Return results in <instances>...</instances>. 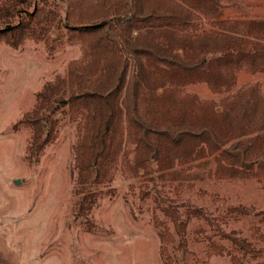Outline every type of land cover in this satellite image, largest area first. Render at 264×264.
Instances as JSON below:
<instances>
[{"label":"trees","instance_id":"obj_1","mask_svg":"<svg viewBox=\"0 0 264 264\" xmlns=\"http://www.w3.org/2000/svg\"><path fill=\"white\" fill-rule=\"evenodd\" d=\"M57 5V21L80 45L82 56L66 77L48 82L24 122L31 131L30 161L52 141L43 119L69 108L78 134L74 148L78 216L88 218L102 184L114 181L123 152L132 149L135 172L159 178L164 170L217 160V172L233 178L264 175V92L260 83L235 91L242 70L264 73V19H229L219 0H17L0 10V33L16 48L37 33L41 5ZM196 19L208 24L197 33ZM205 83L223 95L222 106L185 88ZM129 162V161H128ZM242 210V209H240ZM179 250L186 224L174 212ZM223 234L247 253V239ZM172 237L160 233L161 257ZM232 264H246L232 257ZM261 264V263H260Z\"/></svg>","mask_w":264,"mask_h":264},{"label":"rangeland","instance_id":"obj_2","mask_svg":"<svg viewBox=\"0 0 264 264\" xmlns=\"http://www.w3.org/2000/svg\"><path fill=\"white\" fill-rule=\"evenodd\" d=\"M16 1L0 0V10ZM219 1L225 18L264 19V0ZM40 7L37 33L20 46L13 48L0 33V264H165L160 233L166 227L172 264H232V257L264 264V175L221 176L213 156L206 166L195 161L164 170L162 178L143 175L130 165L134 146L126 138L129 153L123 152L114 181L99 187L89 217H80L73 148L78 134L62 104L49 117L44 113L52 141L30 161L33 133L24 120L46 84L66 77L70 63L82 56L57 21L62 10L52 1ZM195 25L197 33L208 29L201 19ZM238 80L234 92L256 83L264 92V73L242 70ZM185 92L219 107L227 95L214 94L205 83ZM174 212L186 224L183 251ZM232 231L255 252L225 238Z\"/></svg>","mask_w":264,"mask_h":264},{"label":"water","instance_id":"obj_3","mask_svg":"<svg viewBox=\"0 0 264 264\" xmlns=\"http://www.w3.org/2000/svg\"><path fill=\"white\" fill-rule=\"evenodd\" d=\"M17 184H19V181L17 182Z\"/></svg>","mask_w":264,"mask_h":264}]
</instances>
